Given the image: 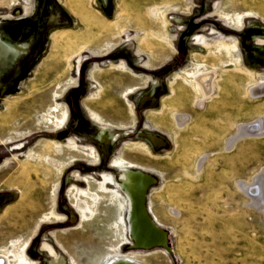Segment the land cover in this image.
Masks as SVG:
<instances>
[{
	"label": "rangeland",
	"instance_id": "1",
	"mask_svg": "<svg viewBox=\"0 0 264 264\" xmlns=\"http://www.w3.org/2000/svg\"><path fill=\"white\" fill-rule=\"evenodd\" d=\"M261 82L264 0H0V264H264V135L225 148ZM125 171L166 249L134 246Z\"/></svg>",
	"mask_w": 264,
	"mask_h": 264
},
{
	"label": "bare ground",
	"instance_id": "2",
	"mask_svg": "<svg viewBox=\"0 0 264 264\" xmlns=\"http://www.w3.org/2000/svg\"><path fill=\"white\" fill-rule=\"evenodd\" d=\"M201 78V77H200ZM197 86L202 89L204 92L210 91L209 79L201 78L197 82ZM156 89H153L149 95L146 96V99L154 98ZM251 95L253 96H262L264 95V82L260 83L257 87L252 88ZM145 101V100H144ZM188 117L177 116L176 122L179 127L185 126L187 123ZM264 135V124L260 120L257 123L240 126L237 129V132L232 136L228 142H226V149L231 150L234 144L244 138L251 136H262ZM152 142H159L156 139H151ZM100 143L102 145L103 156L107 159L112 154V146L114 144L113 137L109 133H101ZM202 161V160H201ZM203 163V162H202ZM201 164V162H200ZM122 185L124 186L126 196L130 202V211H131V231L132 236L135 239L134 246L138 249H151L154 247L165 248V234L155 228L152 222L144 213L143 208V199L145 192L152 182V180L146 176H143L138 173L126 172L124 173V179L122 180ZM111 184L112 180L110 177L104 176V184ZM103 185L100 188L105 191ZM121 184L119 188L123 187ZM264 185V171L257 175V177L250 184H240V189L245 192L247 197H251L252 206L264 213V195L262 186ZM9 197H0V206L7 202ZM115 264H136L134 262L121 260Z\"/></svg>",
	"mask_w": 264,
	"mask_h": 264
},
{
	"label": "flooded vegetation",
	"instance_id": "3",
	"mask_svg": "<svg viewBox=\"0 0 264 264\" xmlns=\"http://www.w3.org/2000/svg\"><path fill=\"white\" fill-rule=\"evenodd\" d=\"M26 13H28V9H26ZM100 136H101V134H100ZM100 138V137H99ZM160 142H155V144H159ZM102 147V145H101V143H100V148ZM101 150H102V148H101ZM104 159L106 160V158L104 157ZM124 173H126V171L124 172ZM124 173H123V175H122V178H121V180H123L124 179Z\"/></svg>",
	"mask_w": 264,
	"mask_h": 264
},
{
	"label": "water",
	"instance_id": "4",
	"mask_svg": "<svg viewBox=\"0 0 264 264\" xmlns=\"http://www.w3.org/2000/svg\"><path fill=\"white\" fill-rule=\"evenodd\" d=\"M144 213H145V211H144ZM145 215L147 216V214L145 213ZM148 217V216H147ZM148 219H149V217H148ZM150 220V219H149ZM151 221V220H150ZM152 222V221H151ZM152 224H153V222H152ZM153 226L156 228V226L153 224ZM132 236V235H131ZM132 239H133V242L135 243V239L133 238V236H132Z\"/></svg>",
	"mask_w": 264,
	"mask_h": 264
}]
</instances>
